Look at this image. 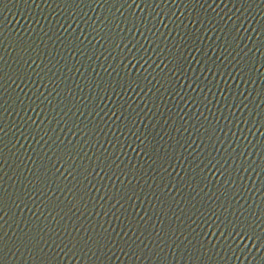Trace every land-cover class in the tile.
Returning a JSON list of instances; mask_svg holds the SVG:
<instances>
[{
  "label": "water",
  "instance_id": "water-1",
  "mask_svg": "<svg viewBox=\"0 0 264 264\" xmlns=\"http://www.w3.org/2000/svg\"><path fill=\"white\" fill-rule=\"evenodd\" d=\"M0 264H264V0H0Z\"/></svg>",
  "mask_w": 264,
  "mask_h": 264
}]
</instances>
